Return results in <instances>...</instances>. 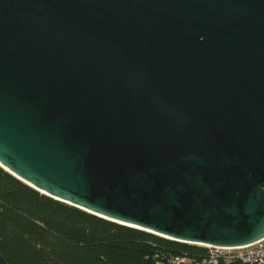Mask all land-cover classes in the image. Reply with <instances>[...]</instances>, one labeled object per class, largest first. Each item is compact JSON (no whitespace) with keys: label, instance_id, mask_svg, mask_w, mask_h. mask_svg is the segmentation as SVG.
Wrapping results in <instances>:
<instances>
[{"label":"water","instance_id":"1","mask_svg":"<svg viewBox=\"0 0 264 264\" xmlns=\"http://www.w3.org/2000/svg\"><path fill=\"white\" fill-rule=\"evenodd\" d=\"M0 167L166 239L263 238L264 0H0Z\"/></svg>","mask_w":264,"mask_h":264},{"label":"trees","instance_id":"2","mask_svg":"<svg viewBox=\"0 0 264 264\" xmlns=\"http://www.w3.org/2000/svg\"><path fill=\"white\" fill-rule=\"evenodd\" d=\"M159 249L206 251L56 200L0 167V255L8 264H153Z\"/></svg>","mask_w":264,"mask_h":264},{"label":"built area","instance_id":"3","mask_svg":"<svg viewBox=\"0 0 264 264\" xmlns=\"http://www.w3.org/2000/svg\"><path fill=\"white\" fill-rule=\"evenodd\" d=\"M198 246L206 249L199 257L159 249L153 253V264H264V237L242 246Z\"/></svg>","mask_w":264,"mask_h":264}]
</instances>
